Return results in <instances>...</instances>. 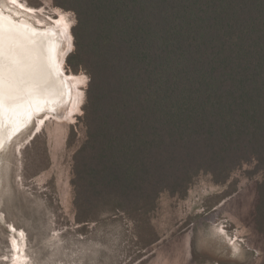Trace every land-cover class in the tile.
<instances>
[{"label":"trees","instance_id":"16d2710c","mask_svg":"<svg viewBox=\"0 0 264 264\" xmlns=\"http://www.w3.org/2000/svg\"><path fill=\"white\" fill-rule=\"evenodd\" d=\"M72 11L66 63L88 76L73 156L75 218L133 219L201 173L246 163L264 236V0H53Z\"/></svg>","mask_w":264,"mask_h":264},{"label":"rangeland","instance_id":"374dc122","mask_svg":"<svg viewBox=\"0 0 264 264\" xmlns=\"http://www.w3.org/2000/svg\"><path fill=\"white\" fill-rule=\"evenodd\" d=\"M16 1L0 0V6L34 24L39 19L53 27L60 14L70 30L75 23L74 13L53 0ZM63 68L86 78L77 85L84 94L77 114L66 121L46 117L39 130L33 124L0 152V264H264V236L251 215L254 185L263 178L254 162L221 184L201 173L183 196L163 192L152 211L135 219L104 213L77 221L72 166L86 135L89 78L66 60Z\"/></svg>","mask_w":264,"mask_h":264},{"label":"bare ground","instance_id":"6f19581e","mask_svg":"<svg viewBox=\"0 0 264 264\" xmlns=\"http://www.w3.org/2000/svg\"><path fill=\"white\" fill-rule=\"evenodd\" d=\"M3 8L0 6V152L31 125L39 130L46 117L72 120L84 95L77 86L84 77L67 75L63 68L65 55L73 48L65 15L60 14L50 27L42 25L44 20L34 24Z\"/></svg>","mask_w":264,"mask_h":264},{"label":"snow or ice","instance_id":"6c2138e0","mask_svg":"<svg viewBox=\"0 0 264 264\" xmlns=\"http://www.w3.org/2000/svg\"><path fill=\"white\" fill-rule=\"evenodd\" d=\"M67 15L70 17L72 15V13H68ZM62 19H64V17H62ZM68 23H70V22L66 21V24H68ZM12 75H13V73H12V70L10 69L9 70V76L11 77ZM2 76H3V72H2V70H0V78H2ZM84 79H86V78H84Z\"/></svg>","mask_w":264,"mask_h":264},{"label":"water","instance_id":"95a60500","mask_svg":"<svg viewBox=\"0 0 264 264\" xmlns=\"http://www.w3.org/2000/svg\"><path fill=\"white\" fill-rule=\"evenodd\" d=\"M72 50H73V49L69 50V52L65 55V58H64L65 60H66L67 55H68ZM65 60H64V61H65ZM9 144H10V141L8 142L7 147H8ZM10 230H11V228H10Z\"/></svg>","mask_w":264,"mask_h":264},{"label":"flooded vegetation","instance_id":"af4514ba","mask_svg":"<svg viewBox=\"0 0 264 264\" xmlns=\"http://www.w3.org/2000/svg\"><path fill=\"white\" fill-rule=\"evenodd\" d=\"M31 21H33V19H32V18H31ZM33 22H34V21H33ZM43 26H44V25H43ZM31 127H33V126L31 125V126H30V128H31ZM30 128H28V129H30ZM19 134H20V133H19ZM19 134H18V135H19Z\"/></svg>","mask_w":264,"mask_h":264}]
</instances>
